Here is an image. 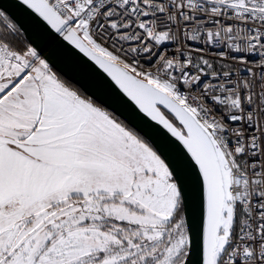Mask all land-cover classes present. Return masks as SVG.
Returning <instances> with one entry per match:
<instances>
[{"label":"snow or ice","instance_id":"obj_1","mask_svg":"<svg viewBox=\"0 0 264 264\" xmlns=\"http://www.w3.org/2000/svg\"><path fill=\"white\" fill-rule=\"evenodd\" d=\"M16 2L55 47L0 5V264H264V0Z\"/></svg>","mask_w":264,"mask_h":264},{"label":"water","instance_id":"obj_2","mask_svg":"<svg viewBox=\"0 0 264 264\" xmlns=\"http://www.w3.org/2000/svg\"><path fill=\"white\" fill-rule=\"evenodd\" d=\"M0 5L6 7L8 11L18 20L25 29L27 35L35 38L39 33L44 36L40 41L41 47L46 53H51L55 47L47 38L39 22L25 8L20 6L16 0H0ZM61 54L54 57V64L66 78L77 85L84 86L90 94L99 97L111 106L122 118H126L133 125L152 131L157 139H161L155 132L154 127H149V122L140 114L135 107L125 97H123L107 79L95 69L85 58L73 55L68 57L64 49H57Z\"/></svg>","mask_w":264,"mask_h":264}]
</instances>
